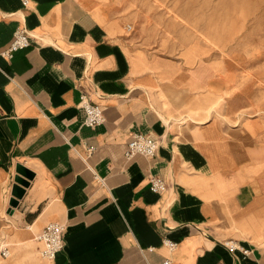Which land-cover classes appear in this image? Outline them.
<instances>
[{"label": "crops", "instance_id": "obj_1", "mask_svg": "<svg viewBox=\"0 0 264 264\" xmlns=\"http://www.w3.org/2000/svg\"><path fill=\"white\" fill-rule=\"evenodd\" d=\"M29 1L0 0V52L17 26L31 35L0 57V264H264V154L209 123L212 67L134 51L110 0ZM80 94L102 125L83 124ZM136 132L159 147L127 161ZM18 166L32 177L10 207ZM151 177L166 189L151 192ZM50 222L64 247L45 261Z\"/></svg>", "mask_w": 264, "mask_h": 264}, {"label": "rangeland", "instance_id": "obj_2", "mask_svg": "<svg viewBox=\"0 0 264 264\" xmlns=\"http://www.w3.org/2000/svg\"><path fill=\"white\" fill-rule=\"evenodd\" d=\"M110 2L125 28L132 27L125 34L134 51L212 67L219 89L207 100L216 101L209 123L248 135L256 154H264V0Z\"/></svg>", "mask_w": 264, "mask_h": 264}, {"label": "built area", "instance_id": "obj_3", "mask_svg": "<svg viewBox=\"0 0 264 264\" xmlns=\"http://www.w3.org/2000/svg\"><path fill=\"white\" fill-rule=\"evenodd\" d=\"M23 6L29 5V0H20ZM132 27L130 25L126 26V30H130ZM31 35L24 25H19L15 28L12 40L9 46L0 52V57L5 59H12L14 54L26 48L29 45V39ZM78 107L84 113L83 124L89 128H96L102 125L105 121L104 114L100 106L90 102L89 98L85 94H80ZM159 147V141L147 137L141 133H133L128 140L125 150L123 153L124 159L129 161L133 157L140 155L146 158L153 157L156 153L157 148ZM91 148L88 149L87 154H91ZM149 189L151 192L158 193L163 192L166 189V183L164 180L151 177L149 180ZM65 231V225L59 222H50L44 226L39 234L38 241L41 242L42 247L39 251V256L45 261H53L58 252H60L64 243L62 240V235ZM163 245L172 251L176 248L177 244L169 240H163ZM230 252L236 250H242L238 244L234 241H229L225 245ZM242 252L247 255L248 250H242ZM0 255L3 258L9 256V251L6 249V246L0 248ZM168 263V262H166Z\"/></svg>", "mask_w": 264, "mask_h": 264}, {"label": "water", "instance_id": "obj_4", "mask_svg": "<svg viewBox=\"0 0 264 264\" xmlns=\"http://www.w3.org/2000/svg\"><path fill=\"white\" fill-rule=\"evenodd\" d=\"M17 175L13 179V184L11 186V198L9 200V206L14 207L18 199L23 194L24 188L27 186V181L32 177V175L23 167L18 166L16 168Z\"/></svg>", "mask_w": 264, "mask_h": 264}, {"label": "bare ground", "instance_id": "obj_5", "mask_svg": "<svg viewBox=\"0 0 264 264\" xmlns=\"http://www.w3.org/2000/svg\"><path fill=\"white\" fill-rule=\"evenodd\" d=\"M97 2V1H96ZM100 3V2H99ZM126 3V2H125ZM222 65V64H221ZM231 94V93H230ZM225 95V94H224ZM226 98H227V96H225ZM228 97H229V95H228ZM230 98H232V97H230ZM229 98V99H230ZM227 102H228V100H227ZM235 103V102H234ZM237 114V113H236ZM210 116V114H207V116H206V118L207 117H209ZM223 116H225V115H223ZM239 116V115H238ZM237 118V117H236ZM240 118V117H239ZM223 119V118H222ZM225 119V118H224ZM235 121H237V120H235ZM236 123V122H235ZM247 132V131H246ZM249 134V133H248Z\"/></svg>", "mask_w": 264, "mask_h": 264}]
</instances>
